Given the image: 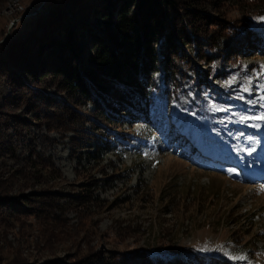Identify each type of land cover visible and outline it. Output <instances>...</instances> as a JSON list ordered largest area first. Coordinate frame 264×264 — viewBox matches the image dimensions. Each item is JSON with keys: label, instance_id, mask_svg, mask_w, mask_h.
<instances>
[{"label": "rangeland", "instance_id": "obj_1", "mask_svg": "<svg viewBox=\"0 0 264 264\" xmlns=\"http://www.w3.org/2000/svg\"><path fill=\"white\" fill-rule=\"evenodd\" d=\"M49 2L0 0V44L25 37L38 16H50ZM256 4L226 1L219 9V24L264 28V14ZM14 6L17 12L10 14ZM42 32L38 28L29 42ZM221 46L231 59L217 54V63L203 62L199 68L213 79L222 77L211 82L215 93L224 89L219 91L224 99L211 92L204 105L210 115L232 116L226 140L219 142V129L210 128L213 118H196L188 99L180 95L173 103V125L184 139L195 142L205 160L181 156L143 123L108 125L92 102H70L85 117L81 126L67 129V121L64 127L61 112L53 122L44 115L36 122L38 112L11 102L15 93L27 96V89L0 74V199H19L30 212L10 216V208L0 209V264H116L132 256L129 262L135 264L146 252L167 256L172 263L177 255L195 252L264 264V119H241L264 116V55L247 45L244 35L225 37ZM6 68L13 70L10 61ZM14 70L26 82L22 70ZM46 85L47 94L61 97L57 84ZM228 104H235L231 109L251 107L240 115L227 110ZM19 116L27 123L17 124ZM107 130L132 135L130 147L112 145L99 155L94 146ZM78 196L98 202L80 208V202H73ZM26 197L31 201L25 202ZM49 203L54 206L45 208Z\"/></svg>", "mask_w": 264, "mask_h": 264}, {"label": "trees", "instance_id": "obj_2", "mask_svg": "<svg viewBox=\"0 0 264 264\" xmlns=\"http://www.w3.org/2000/svg\"><path fill=\"white\" fill-rule=\"evenodd\" d=\"M93 1L50 0L52 7L47 10L50 16H38L25 37L13 36L6 44H0V74L7 75L14 86L28 91L27 96L15 93L12 105L24 103L29 113L38 112L34 118L36 122L43 119L42 115L53 122L57 112H61L64 127L70 121L68 129L73 125L81 126L85 121L70 102H92L96 113L106 119L108 125L131 128L143 123L153 136L161 137L181 156L204 159L195 142L184 139L173 125V103L180 95L188 99L190 106L196 107V118H213V123L208 122L210 128L219 129V142L226 140L225 133L233 128L232 116L228 112L210 115L204 105L211 101V98L206 99L209 93H225L219 87L218 92L213 91L222 77L213 79L211 72L205 73L199 65L217 63V54L231 59L232 54H224L221 44L223 38L237 35H244L246 44L264 55V28L255 29L251 23L243 27L236 23L219 24L218 18L219 9L226 1L237 6L257 3L258 12L264 14V0H99L98 5H93ZM69 6L71 11L67 10ZM38 28L43 34L35 36L32 44L29 39ZM7 60L13 70H22L26 82L15 70L6 68ZM51 81L57 84L61 97L47 94L46 84ZM221 99L219 103L226 104ZM234 106L226 105L227 110L238 111L240 115L251 107L242 104L230 108ZM16 120L19 125L26 122L22 117ZM98 124L96 130L100 129L101 124ZM121 134L124 133L107 130L101 135L94 146L98 154L102 155L112 145L130 147L134 137ZM204 140L215 142L205 135ZM205 164L211 165V162ZM18 200L1 198L0 209L10 208V216L30 214L17 203ZM27 201L31 199L26 197ZM73 202H80L82 208L87 203H97L98 199L78 196ZM53 206L49 203L45 208ZM138 256L135 264L241 263L195 252L177 255L175 263L167 256H153L149 252ZM132 259L134 256L116 264H131L129 260ZM90 262L79 264H92Z\"/></svg>", "mask_w": 264, "mask_h": 264}, {"label": "snow or ice", "instance_id": "obj_3", "mask_svg": "<svg viewBox=\"0 0 264 264\" xmlns=\"http://www.w3.org/2000/svg\"><path fill=\"white\" fill-rule=\"evenodd\" d=\"M261 19H264V17H262ZM242 120L244 119H264V116H260V117H241ZM234 259H243L244 257H233Z\"/></svg>", "mask_w": 264, "mask_h": 264}, {"label": "built area", "instance_id": "obj_4", "mask_svg": "<svg viewBox=\"0 0 264 264\" xmlns=\"http://www.w3.org/2000/svg\"><path fill=\"white\" fill-rule=\"evenodd\" d=\"M15 8H12L11 10H10V14H12L14 11L15 12H17V7L16 6H14Z\"/></svg>", "mask_w": 264, "mask_h": 264}, {"label": "water", "instance_id": "obj_5", "mask_svg": "<svg viewBox=\"0 0 264 264\" xmlns=\"http://www.w3.org/2000/svg\"><path fill=\"white\" fill-rule=\"evenodd\" d=\"M16 24H17V19H15V20H14V22H13V24H12V27H11V28L13 29V27H15V25H16ZM7 38H8V35H7ZM7 38H6V39H7Z\"/></svg>", "mask_w": 264, "mask_h": 264}, {"label": "bare ground", "instance_id": "obj_6", "mask_svg": "<svg viewBox=\"0 0 264 264\" xmlns=\"http://www.w3.org/2000/svg\"><path fill=\"white\" fill-rule=\"evenodd\" d=\"M12 8H13V7H12ZM12 8H11V9H12Z\"/></svg>", "mask_w": 264, "mask_h": 264}]
</instances>
